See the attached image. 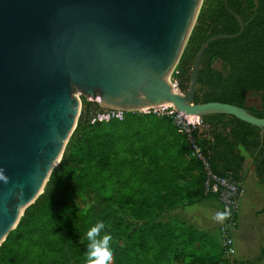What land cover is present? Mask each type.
Segmentation results:
<instances>
[{
	"label": "trees",
	"instance_id": "1",
	"mask_svg": "<svg viewBox=\"0 0 264 264\" xmlns=\"http://www.w3.org/2000/svg\"><path fill=\"white\" fill-rule=\"evenodd\" d=\"M211 1L215 8L202 9L176 67L178 90L187 93L192 64L208 39L240 32L231 11L242 18L244 32L236 39L215 41L208 46L200 64L194 103L236 106L264 119V0H228V8L226 0ZM216 63L220 69L215 68ZM250 94L259 98L260 108L247 107ZM92 108L102 111L95 103L83 104L76 130L44 193L25 211L17 228L0 247V264H86L89 241L74 238L86 236L98 221L106 227L115 224L122 211H128L137 225L121 237L127 242L124 247L113 245L115 264H228L216 239L184 224L158 221L166 209L190 207L213 198L204 193L201 166L189 158L185 137L172 131L168 140L169 131L161 123H157V142L153 143L150 132L144 134L141 153L146 151L148 175L141 179V175L134 174L130 186L123 180L126 165H118V175L112 168L118 149L124 148L122 155L128 154L121 131L134 129L135 135L138 130L141 134L142 123H150L145 119L156 118L129 115L122 122L91 124ZM203 126L200 145L214 171L242 182V148L254 156L256 178L264 188V132L225 115L205 117ZM131 149V156H135L138 151L134 145ZM180 153L186 154L185 159L180 158ZM161 156L165 162L160 161ZM163 162L169 169L172 167V173L159 170V176L172 175L150 179L149 163ZM152 250L156 254L154 262L147 257Z\"/></svg>",
	"mask_w": 264,
	"mask_h": 264
},
{
	"label": "water",
	"instance_id": "2",
	"mask_svg": "<svg viewBox=\"0 0 264 264\" xmlns=\"http://www.w3.org/2000/svg\"><path fill=\"white\" fill-rule=\"evenodd\" d=\"M227 1L225 6L227 7ZM202 0H0V247L44 193L81 114L80 93L101 108L170 105L197 117L231 116L264 132V119L221 103L196 105L195 57L186 94L170 86Z\"/></svg>",
	"mask_w": 264,
	"mask_h": 264
},
{
	"label": "rangeland",
	"instance_id": "3",
	"mask_svg": "<svg viewBox=\"0 0 264 264\" xmlns=\"http://www.w3.org/2000/svg\"><path fill=\"white\" fill-rule=\"evenodd\" d=\"M207 6L210 7V10H213L216 5H215L214 1L202 0V4H201L200 11L198 13V16L200 15L202 9L206 10ZM197 19H198V17H197ZM195 24H196V22H195ZM193 29H194V27H193ZM220 66L221 65L219 63L215 64V68L216 69H220ZM175 75H176V68L174 69V71L172 72V74L169 77V83H170V86L173 89H175L177 92H179L178 85H177V83L175 81ZM75 96L78 99H80L82 106H83L84 103H91V104L95 103L99 107H101L100 104H99V101H90L84 95H81L80 93L75 94ZM248 106L250 108L258 109L260 107L259 98L257 96H255V95H250V98L248 100ZM81 110H82V107H81ZM91 111H92L91 112V116H90L91 117V120H90L91 124H94L96 121L108 123V122H110L112 120H117L119 122H122L129 115L131 117H134V118L144 117V115H141V114L135 113V112H123V113H120V114L118 113V114H114V115L111 114V113L108 114L109 111H111V110H107V109H103V108H102L101 112H98L94 108H92ZM108 115L111 116L110 119H108L109 118ZM148 116H154L156 119L149 120V119H145L144 118L145 120H147V123L148 122H150V123L147 124V125H146L145 122L142 123L141 129H140L141 134H139V130H138V134L135 135L134 129L133 130H128L126 128L127 130L124 129V130L121 131V134L124 135L123 137H121V139L123 140L124 145L127 148L128 154L122 155V151L124 150V148L118 149L115 152V158H114L113 166H112L113 172L116 175H118V169H117L118 165H120L121 167L126 165L125 166L124 175H123V180H126L129 183L130 186L133 185L132 176L134 174L135 175H141V177H140L141 179H142V176L144 178V177H146L148 175L146 173L147 172L146 171L147 167H146V163H145L146 162V156H145L146 151H143L144 153L143 152L141 153V150L143 148L144 138H145L144 134L150 132L151 140L153 141V143L157 142L158 141L157 140V137H158L157 134L160 133V129L157 128V123L158 124L161 123V124H163L165 126L166 130L169 131V132H166V133H168L167 136H166V138L168 140H170V136L172 135V131H173V133L179 135L180 138H182L181 133L176 129L173 121L170 118L157 116V115H148ZM149 142H150V140H149ZM132 145H134V148H136V150L138 151L135 156H131L132 151H133L131 149ZM155 153L157 154V153H159V151L155 150ZM153 154H154V151H153ZM162 157L163 156H161V160L160 161H164L165 162V160H163ZM164 162L161 163V164L157 163L156 165L155 164L152 165V163L151 164L149 163L150 172H151V173L149 172L150 179L152 177L157 178V177H160L162 175H167V176H171L172 175V174H162V173H160V176H159V173H158L159 170L160 171H165L167 173H172V167L170 166V169H169V166H167L166 163H164ZM160 168H162V169H160ZM173 168L175 169V166H173ZM56 169L57 168H55V170ZM168 169H169V172H168ZM144 171H145V173H144ZM251 203H252V200H249L247 205H245L243 207L242 211L245 213V215H247V213L250 214V204ZM261 203H262V205H264V200ZM259 221L260 220L257 221V227H258L257 228V230H258L257 234H258V236H262L263 235V238H264V226H262ZM244 223H245V221H244ZM136 225H137V223L135 221H133V219L129 216V212L128 211L127 212L126 211H122V212L118 213V218H117V221L115 220V224H113V225L111 224V225H109V226H107L105 228V231L110 233L112 235V237H113L112 248H113V245H117L119 247H124L127 242H126L125 238L121 239V237L122 236H126L127 234H129V232L132 231L135 228ZM240 227H241V225L238 226L235 229V231H234V234H233V236H234V244H235L236 251L239 252V254H246V253H248V250H249L250 247L247 244L244 232H243V234H242V232L240 233ZM85 238H86V236L82 235V236L75 237L74 240L75 241H84ZM147 257H148L149 260L154 262L155 258H156L155 251L152 250L147 255ZM246 259L250 260V258H246ZM67 263H68V261L65 264H67ZM47 264H52V263H47ZM225 264H227V263L225 262Z\"/></svg>",
	"mask_w": 264,
	"mask_h": 264
},
{
	"label": "crops",
	"instance_id": "4",
	"mask_svg": "<svg viewBox=\"0 0 264 264\" xmlns=\"http://www.w3.org/2000/svg\"><path fill=\"white\" fill-rule=\"evenodd\" d=\"M248 100L247 107L250 108ZM240 151L245 158V162L241 171L243 193L241 195V207L237 227L241 225L240 233L242 232L243 234L244 232L250 248L246 254H239L236 251V260L244 264H264V238L263 235L258 236L257 234V221L260 220V224L264 226V214H262L264 212V205L261 203L264 200V188L261 187L256 178L254 156L242 148ZM185 155L184 153L179 154L180 158L184 157V159ZM249 200H252V203L250 204V214L247 213V216L242 209L247 205ZM218 212H223L221 204L215 198H206L190 207L180 206L166 209L158 221L162 223L175 222L184 224L187 228L204 233L219 241V229L224 224V221L217 222L214 219ZM246 258H250V260Z\"/></svg>",
	"mask_w": 264,
	"mask_h": 264
},
{
	"label": "built area",
	"instance_id": "5",
	"mask_svg": "<svg viewBox=\"0 0 264 264\" xmlns=\"http://www.w3.org/2000/svg\"><path fill=\"white\" fill-rule=\"evenodd\" d=\"M110 113L114 115L123 112L109 111L108 114ZM135 113L144 116L168 117L173 121L176 129L185 137L189 158L196 160L201 166L205 195L215 198L221 204L223 212H230L229 218L224 221L219 229V243L228 264H233L234 261H237L233 232L238 225L243 185L242 182L231 177H222L214 171L209 158L204 154L200 145V136L204 130L203 121L197 117L178 113L170 105L150 107ZM108 116L110 119L111 116Z\"/></svg>",
	"mask_w": 264,
	"mask_h": 264
},
{
	"label": "clouds",
	"instance_id": "6",
	"mask_svg": "<svg viewBox=\"0 0 264 264\" xmlns=\"http://www.w3.org/2000/svg\"><path fill=\"white\" fill-rule=\"evenodd\" d=\"M9 178L0 168V181L8 183ZM230 212H218L214 219L223 222L228 219ZM106 225L103 221H98L86 232L89 241L86 251V264H115L114 250L112 248L113 237L105 231Z\"/></svg>",
	"mask_w": 264,
	"mask_h": 264
}]
</instances>
